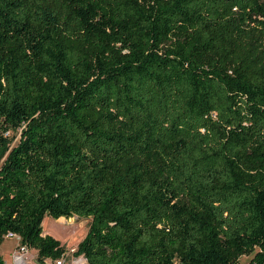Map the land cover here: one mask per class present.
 <instances>
[{
    "label": "trees",
    "instance_id": "1",
    "mask_svg": "<svg viewBox=\"0 0 264 264\" xmlns=\"http://www.w3.org/2000/svg\"><path fill=\"white\" fill-rule=\"evenodd\" d=\"M46 215L80 264H264V0H0V243L66 254Z\"/></svg>",
    "mask_w": 264,
    "mask_h": 264
},
{
    "label": "rangeland",
    "instance_id": "2",
    "mask_svg": "<svg viewBox=\"0 0 264 264\" xmlns=\"http://www.w3.org/2000/svg\"><path fill=\"white\" fill-rule=\"evenodd\" d=\"M8 136L12 139L11 146H15L19 141L20 131H10ZM56 220L49 215L44 217L45 226H43V234L53 236L64 245L66 248V264H80L84 261V258L82 256L76 257L72 252L87 234L91 218L74 215L63 221V223H58ZM16 244V240L4 238L0 243V255L3 259L7 260L10 258V253ZM33 253L37 255V251H33ZM252 257L253 254L242 255L239 258L238 264H249Z\"/></svg>",
    "mask_w": 264,
    "mask_h": 264
},
{
    "label": "built area",
    "instance_id": "3",
    "mask_svg": "<svg viewBox=\"0 0 264 264\" xmlns=\"http://www.w3.org/2000/svg\"><path fill=\"white\" fill-rule=\"evenodd\" d=\"M4 238L17 241L16 246L10 253V258L5 260V264H66V254L55 259L45 258L38 260L37 255L33 253L36 250L23 244L20 235L15 232L9 231L4 235Z\"/></svg>",
    "mask_w": 264,
    "mask_h": 264
},
{
    "label": "bare ground",
    "instance_id": "4",
    "mask_svg": "<svg viewBox=\"0 0 264 264\" xmlns=\"http://www.w3.org/2000/svg\"><path fill=\"white\" fill-rule=\"evenodd\" d=\"M65 220H67L65 217H60V218H58L56 221H57L58 223H63V221H65ZM43 226H45V224H44V220H43Z\"/></svg>",
    "mask_w": 264,
    "mask_h": 264
},
{
    "label": "crops",
    "instance_id": "5",
    "mask_svg": "<svg viewBox=\"0 0 264 264\" xmlns=\"http://www.w3.org/2000/svg\"><path fill=\"white\" fill-rule=\"evenodd\" d=\"M4 260H6V259H4ZM8 260V259H7Z\"/></svg>",
    "mask_w": 264,
    "mask_h": 264
}]
</instances>
